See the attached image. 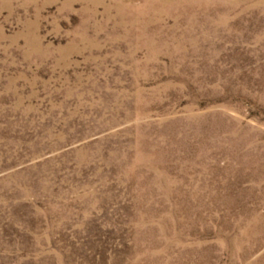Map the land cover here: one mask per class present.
Masks as SVG:
<instances>
[{
    "label": "rangeland",
    "instance_id": "obj_1",
    "mask_svg": "<svg viewBox=\"0 0 264 264\" xmlns=\"http://www.w3.org/2000/svg\"><path fill=\"white\" fill-rule=\"evenodd\" d=\"M0 264H264V0H0Z\"/></svg>",
    "mask_w": 264,
    "mask_h": 264
}]
</instances>
